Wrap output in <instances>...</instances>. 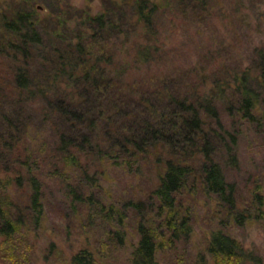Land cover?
<instances>
[{
  "label": "trees",
  "instance_id": "trees-1",
  "mask_svg": "<svg viewBox=\"0 0 264 264\" xmlns=\"http://www.w3.org/2000/svg\"><path fill=\"white\" fill-rule=\"evenodd\" d=\"M109 1L108 11L86 15V32L81 30L65 37L55 35L60 42H65V47L56 46L53 51V45L47 48L44 43L43 34L49 32L42 30L31 5L29 10L21 5L0 9V56L9 60L15 89L20 96L45 97L52 111L69 122L58 138L61 170L81 168L86 175L82 156L88 151L96 152L102 160H113L116 165L121 161L129 169L136 163L140 167L138 162L144 156L155 160L158 169L147 200L131 198L118 207L70 190L76 203H91L99 212H104L105 215L101 214L104 220L116 223L107 230L108 238L116 245L125 242L122 225L127 212L136 213L138 240L132 246L130 264H162L161 253L176 249L179 243H189L194 234L190 206L180 203L179 197L185 190L191 193L201 188L216 205V211L222 208L223 212L218 213L225 226L234 222L244 227L264 215V194L257 189L251 195V208L260 215L254 219L253 214L241 211L236 201L235 184L226 181L214 160L216 143L224 142V135L230 137L233 147L236 142V137L220 120L217 103L226 101L229 111L236 110L249 123L264 126V46L256 49L252 67H240L223 78L214 76L211 85L209 77L203 74L199 82L183 84V87L188 86L186 93L175 92L181 80L173 76L149 77L145 86H153V89L137 96L138 100L131 103L130 114L122 112L120 106L127 104L125 93L131 91L130 75L136 65L159 66L158 55L165 43L162 30L169 34L181 17L184 23L189 19L198 21V15L210 19V10L216 0ZM54 15L51 13L50 18ZM56 24V27L66 26L59 19ZM104 35L106 39L113 37L109 38L114 40L110 46L116 53L129 45L125 49L127 57L121 60V55L118 57L104 48ZM122 35L132 40L120 41ZM48 49L55 56V68L45 70L35 87L29 61H34V57L41 59L44 66L48 62ZM229 88L234 90L235 102L226 99ZM123 95L126 97L121 102ZM106 102L114 103L112 115L104 108ZM141 109L145 113L138 116ZM116 117L128 121L117 130L103 124V119L110 122ZM100 125H104L103 138L97 140L94 136ZM103 143L106 147H102ZM232 149L227 147L230 161L235 163L237 157L231 154ZM18 160L28 170L38 164L37 156L30 154L23 153ZM12 180L20 184L23 177L18 173L10 179L0 169V264H29L34 247L32 228L37 229L45 218L42 185L36 176L30 175L28 201L19 205L10 195ZM153 217L160 224H155ZM180 259L177 257L176 261ZM66 262L108 264L106 254L90 244L73 251ZM189 264H264V261L220 226L210 231L205 247L195 251Z\"/></svg>",
  "mask_w": 264,
  "mask_h": 264
},
{
  "label": "rangeland",
  "instance_id": "rangeland-1",
  "mask_svg": "<svg viewBox=\"0 0 264 264\" xmlns=\"http://www.w3.org/2000/svg\"><path fill=\"white\" fill-rule=\"evenodd\" d=\"M9 5H21L24 10L32 7L42 30L49 32L43 37L47 48L53 45L52 51L56 46L65 47V42H60L55 35L65 37L81 30L86 32V15H97L110 9L109 0H0V9ZM51 13L55 14L52 18ZM201 18L198 15V21L189 19L187 23L182 17L178 18L169 34L162 30L164 27L161 28L165 43L158 55L159 66L148 68L147 64L136 65L130 75L131 91L125 93L127 97L123 95L120 99L121 102L125 97L127 99V104L119 105L122 112L130 114L131 103L138 100L137 96L153 89V86H145L149 77L173 76L181 80V84L175 88L179 91L175 92L186 93L188 86L185 85L199 82L203 74L209 77L211 85L214 76L221 75L220 78H223L240 67H252L256 49L264 46V0H216L210 10V19ZM56 19L64 21L66 26L56 27ZM106 37L104 35L102 38ZM109 38L113 37L108 36L102 46L116 53L110 46L114 40ZM125 39L132 40L127 35L120 37V41ZM125 49L116 53L118 57L121 55V60L127 57ZM46 51L48 62L44 66L41 59L34 57V61H29L35 87L45 70L55 68V56L51 50ZM233 92L232 88L227 89L229 99H226L235 102L236 95ZM112 96L114 94L110 98ZM225 102L217 103L219 117L224 128L236 137V142L233 147L230 137L222 133L225 141L216 143L214 160L219 164L226 181L235 184L236 201L241 211L253 214L256 219V215L260 214L251 208V195L256 189L264 194V126L261 123H249L236 110L229 111ZM113 106L112 102L104 104L109 115H112ZM141 113L145 111L141 109L137 115ZM65 119L52 111L45 97L20 96L15 89L9 60L0 56V169L10 179L18 173L23 177L20 184L13 180L10 184V195L15 204L23 205L28 201L30 188L27 180L30 175L36 176L42 185L45 218L37 229L32 228L34 247L29 264H67L68 255L87 244L104 252L108 264H130L132 246L138 240L137 214L127 212L122 225L125 242L116 245L107 235V230L116 223L104 220V212H99L91 203H76L70 189L84 196H93L104 204L114 203L121 207L131 198L147 200L155 184L158 166L155 160L144 156L138 162L141 163L140 167L136 163L129 169L121 161L116 165L113 160H102L96 152L88 151L85 157L82 156V163L87 168L86 175L81 168L61 170L63 164L58 154V138L69 124ZM127 121L116 117L110 122L103 119V124L107 123L110 128L117 130ZM210 124L217 129L214 123ZM102 130L104 125L98 126L95 139L103 138ZM229 146L233 148L231 154L237 157L235 163L230 161ZM102 147H106V144L103 143ZM23 153L37 156L38 164L31 170L18 160ZM179 198L182 206H190L194 234L189 243H179L176 249L161 253L162 264H189L195 251L205 247L210 231L220 226L245 248L254 250L264 261V215L244 227L236 226L234 222L225 226V222L221 223L222 215L218 213L223 212L222 208L216 211V205L204 195L201 188L191 193L185 190ZM152 221L160 224L154 217ZM177 257L183 261H176Z\"/></svg>",
  "mask_w": 264,
  "mask_h": 264
}]
</instances>
